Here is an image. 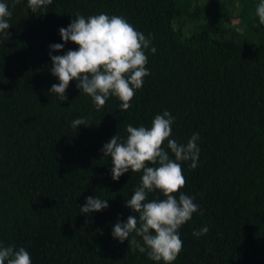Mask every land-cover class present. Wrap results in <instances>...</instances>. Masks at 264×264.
<instances>
[{
    "label": "trees",
    "instance_id": "obj_1",
    "mask_svg": "<svg viewBox=\"0 0 264 264\" xmlns=\"http://www.w3.org/2000/svg\"><path fill=\"white\" fill-rule=\"evenodd\" d=\"M0 2L11 12L0 32V246L25 248L32 264H164L112 236L117 221L138 215L126 201L143 172L113 180L102 149L116 133L126 140L127 125L150 127L167 110L175 118L171 139L200 137L197 168L180 162V192L199 207L179 229L183 248L172 264H264L260 0H52L36 13L27 0ZM77 13L121 16L150 36V74L127 111L115 96L97 110L76 80L66 100L49 91L59 83L49 53L78 48L59 35ZM54 43L63 49H50ZM77 118L89 125L74 129ZM89 196L109 206L83 214ZM163 198L159 190L148 194ZM204 226L209 232L194 237Z\"/></svg>",
    "mask_w": 264,
    "mask_h": 264
},
{
    "label": "clouds",
    "instance_id": "obj_2",
    "mask_svg": "<svg viewBox=\"0 0 264 264\" xmlns=\"http://www.w3.org/2000/svg\"><path fill=\"white\" fill-rule=\"evenodd\" d=\"M27 3L36 13L52 4V0H27ZM256 14L259 23L264 25V0L257 5ZM10 16L8 5L0 2V32L10 27ZM59 35L62 41H71L78 48L69 49L63 55L49 53L51 74L59 80L49 91L57 94L60 101L66 100L68 85L76 80L77 88L92 98L97 110L105 105L109 96H115L121 101L120 109L127 111L132 106L135 91L142 87L144 77L150 74L145 54L151 45L150 36L137 31L123 17L106 13L88 17L77 13L67 27L59 29ZM49 47L59 51L64 44L54 43ZM150 50L152 53L156 51L155 47ZM174 121L171 113L165 110L155 115L150 127L127 125L126 140L122 141L116 133L102 149L104 156L111 157L113 180L129 171L143 172L140 185L126 201V206L138 215H129L126 222L117 221L113 225L112 236L120 242L127 240L133 250L147 252L151 260L163 261L164 264H172L182 251L179 229L199 207L193 202V197L180 192L186 184L180 162L191 161L189 168H197L199 133H193L186 144H181L170 138ZM77 125L89 124L86 119L77 118L71 126L76 129ZM165 141L167 150L163 147ZM169 150L174 159L170 157ZM157 190L164 198L149 201L148 194ZM108 206L106 199L89 196L80 211L88 214ZM208 232L209 228L204 226L192 234L199 238ZM133 233L142 239V243L135 237L130 239ZM0 264H32V259L23 247L0 246Z\"/></svg>",
    "mask_w": 264,
    "mask_h": 264
}]
</instances>
